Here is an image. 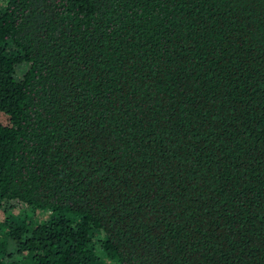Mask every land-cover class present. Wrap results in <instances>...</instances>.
I'll list each match as a JSON object with an SVG mask.
<instances>
[{"label":"trees","instance_id":"obj_1","mask_svg":"<svg viewBox=\"0 0 264 264\" xmlns=\"http://www.w3.org/2000/svg\"><path fill=\"white\" fill-rule=\"evenodd\" d=\"M0 264H264V0H1Z\"/></svg>","mask_w":264,"mask_h":264},{"label":"rangeland","instance_id":"obj_2","mask_svg":"<svg viewBox=\"0 0 264 264\" xmlns=\"http://www.w3.org/2000/svg\"><path fill=\"white\" fill-rule=\"evenodd\" d=\"M25 68H26V66L24 64L21 65L19 67V69H17L16 76L17 77H20L22 75V72L24 71ZM24 208H25L24 206L19 207L18 209H16L13 212L18 213V214H23V212H25V209ZM37 214H38L37 215V219H39V220L42 219V218H45L47 216V213L46 212H42V211L38 212Z\"/></svg>","mask_w":264,"mask_h":264}]
</instances>
